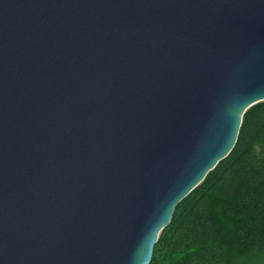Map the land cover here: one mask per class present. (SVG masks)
<instances>
[{"label": "water", "instance_id": "95a60500", "mask_svg": "<svg viewBox=\"0 0 264 264\" xmlns=\"http://www.w3.org/2000/svg\"><path fill=\"white\" fill-rule=\"evenodd\" d=\"M264 101V0H0V264H149Z\"/></svg>", "mask_w": 264, "mask_h": 264}, {"label": "trees", "instance_id": "16d2710c", "mask_svg": "<svg viewBox=\"0 0 264 264\" xmlns=\"http://www.w3.org/2000/svg\"><path fill=\"white\" fill-rule=\"evenodd\" d=\"M149 264H264V101L231 151L174 208Z\"/></svg>", "mask_w": 264, "mask_h": 264}]
</instances>
